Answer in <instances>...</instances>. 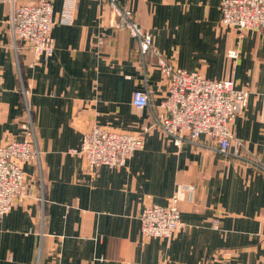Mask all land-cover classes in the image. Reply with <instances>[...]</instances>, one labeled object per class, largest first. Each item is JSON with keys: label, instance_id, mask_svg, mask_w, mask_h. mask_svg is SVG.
Masks as SVG:
<instances>
[{"label": "crops", "instance_id": "1", "mask_svg": "<svg viewBox=\"0 0 264 264\" xmlns=\"http://www.w3.org/2000/svg\"><path fill=\"white\" fill-rule=\"evenodd\" d=\"M50 1L57 19L62 0ZM38 2L0 0V145L20 137L28 107L41 152L39 172L23 165L28 196L0 220V264H264V175L217 152L175 146L151 127L148 109L132 107L135 90L158 105L166 80L154 57L141 61L127 30L111 27L102 1L77 0L72 24H55L47 62L22 41L14 52L12 6ZM117 2L167 61L249 90L230 129L245 155L264 162V30L239 38L221 23V0ZM92 124L143 133L144 146L125 166H101L94 176L69 154ZM179 186H193L192 198ZM176 190L182 229L170 243L143 238L145 206L166 205Z\"/></svg>", "mask_w": 264, "mask_h": 264}, {"label": "built area", "instance_id": "2", "mask_svg": "<svg viewBox=\"0 0 264 264\" xmlns=\"http://www.w3.org/2000/svg\"><path fill=\"white\" fill-rule=\"evenodd\" d=\"M12 3L14 0H10ZM106 3L112 16L111 27L125 29L137 43L141 61L155 58V67L166 80L165 97L158 105L150 104L147 91L135 90L131 105L135 110H149L151 127L159 130L175 146L191 145L217 152L250 166L264 175V162L243 153L244 143L233 137L230 125L247 105L249 90L236 89L233 79L209 80L195 71H186L167 61L152 45V38L142 29L132 12L117 0H97ZM77 0H62L57 19L50 0L13 5L10 15L11 46L22 41L36 60L47 62L54 52L51 30L56 23L70 25L74 19ZM221 23L238 32L242 38L249 31L264 30V0H221ZM236 59L238 51H227ZM147 75V74H145ZM2 78L0 76V86ZM26 97L27 91L22 89ZM20 137L0 145V220L13 206L27 197L23 165L35 163L40 171L41 152L37 145L35 124L29 108L20 124ZM144 146L143 133L109 131L90 125L81 136L78 148L69 154L78 156L88 173L96 176L101 166H125L134 152ZM40 188L42 186L39 180ZM193 196V186H179L178 190ZM176 190L166 205L149 204L139 216L140 235L156 237L170 243L182 229L179 197ZM42 200V198H41ZM212 228H217L213 220Z\"/></svg>", "mask_w": 264, "mask_h": 264}]
</instances>
